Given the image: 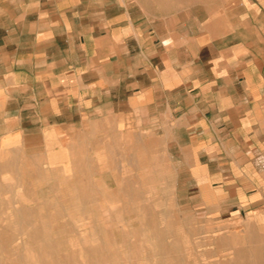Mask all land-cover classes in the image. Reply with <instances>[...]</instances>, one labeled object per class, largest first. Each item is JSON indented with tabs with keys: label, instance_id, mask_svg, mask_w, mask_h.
I'll use <instances>...</instances> for the list:
<instances>
[{
	"label": "crops",
	"instance_id": "obj_1",
	"mask_svg": "<svg viewBox=\"0 0 264 264\" xmlns=\"http://www.w3.org/2000/svg\"><path fill=\"white\" fill-rule=\"evenodd\" d=\"M0 170L264 196V0H0Z\"/></svg>",
	"mask_w": 264,
	"mask_h": 264
},
{
	"label": "rangeland",
	"instance_id": "obj_2",
	"mask_svg": "<svg viewBox=\"0 0 264 264\" xmlns=\"http://www.w3.org/2000/svg\"><path fill=\"white\" fill-rule=\"evenodd\" d=\"M18 173L0 170V264H264V196L201 201L191 188L183 203L143 186L136 211L117 188L71 194Z\"/></svg>",
	"mask_w": 264,
	"mask_h": 264
},
{
	"label": "bare ground",
	"instance_id": "obj_3",
	"mask_svg": "<svg viewBox=\"0 0 264 264\" xmlns=\"http://www.w3.org/2000/svg\"><path fill=\"white\" fill-rule=\"evenodd\" d=\"M74 131H72V133H73ZM45 166H46V164H45ZM71 189V188H70ZM73 190V189H72ZM108 216V215H107ZM144 216H145V214H144ZM245 218V217H244ZM145 221V220H144ZM107 223V222H106ZM79 224H80V222H79ZM144 224V223H143ZM111 225V224H110ZM108 226V225H107ZM144 226V225H143ZM209 245V244H208ZM213 247H214V245H213ZM173 250V249H172ZM151 257H152V255H151ZM114 259V258H113ZM11 264H13V263H11Z\"/></svg>",
	"mask_w": 264,
	"mask_h": 264
}]
</instances>
